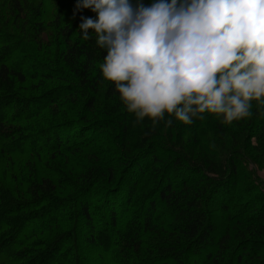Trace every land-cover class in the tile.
Wrapping results in <instances>:
<instances>
[{
	"label": "trees",
	"instance_id": "1",
	"mask_svg": "<svg viewBox=\"0 0 264 264\" xmlns=\"http://www.w3.org/2000/svg\"><path fill=\"white\" fill-rule=\"evenodd\" d=\"M76 4L0 0V264H264V193L233 206L264 163V102L134 130ZM202 120L222 155L195 150Z\"/></svg>",
	"mask_w": 264,
	"mask_h": 264
},
{
	"label": "clouds",
	"instance_id": "2",
	"mask_svg": "<svg viewBox=\"0 0 264 264\" xmlns=\"http://www.w3.org/2000/svg\"><path fill=\"white\" fill-rule=\"evenodd\" d=\"M79 30L106 50L101 65L137 123L198 113L231 123L264 102V0H77ZM171 125V119L165 121Z\"/></svg>",
	"mask_w": 264,
	"mask_h": 264
},
{
	"label": "rangeland",
	"instance_id": "3",
	"mask_svg": "<svg viewBox=\"0 0 264 264\" xmlns=\"http://www.w3.org/2000/svg\"><path fill=\"white\" fill-rule=\"evenodd\" d=\"M142 2L145 5L150 4V0H142ZM100 105H102V108L105 106V103L102 102ZM136 115H133L131 117L130 125L135 130V127H137L138 123ZM130 127V130H131ZM189 131V130H188ZM188 133V132H187ZM193 135L191 136V140H196L198 144H195V150L203 149L204 151H209L210 153L218 152V156L222 155V152L225 153L228 149V145L230 143V139H226V142L223 140L221 141L220 135L217 133L213 126V122L211 120H202L197 124V127H194L193 131L191 132ZM188 139V134L184 136V140ZM196 142V143H197ZM246 149L250 150L249 147L245 146ZM221 151V152H219ZM252 160V159H251ZM249 162L246 166V170L250 173L247 174L248 179H244L242 181H239V183L236 186V195L237 197L240 195V202L238 200H235L233 206L234 208L237 207L238 204H245L246 200H243L242 197L244 195L249 196L252 195L253 192H250L252 188H256L257 191H260L264 193V163L259 165L258 163H255L253 160ZM254 194V193H253ZM236 199V196H235ZM242 204V205H243ZM241 205V206H242ZM250 238V237H248ZM252 239V238H250ZM94 264V263H90Z\"/></svg>",
	"mask_w": 264,
	"mask_h": 264
}]
</instances>
